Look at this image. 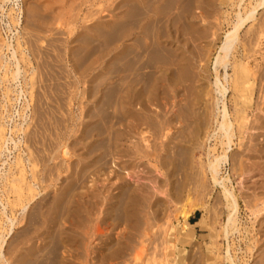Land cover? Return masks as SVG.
Instances as JSON below:
<instances>
[{"label": "rangeland", "instance_id": "1", "mask_svg": "<svg viewBox=\"0 0 264 264\" xmlns=\"http://www.w3.org/2000/svg\"><path fill=\"white\" fill-rule=\"evenodd\" d=\"M192 1L194 3L192 13H188L189 19L183 31H180L179 38L188 56H190L188 51L194 52L191 48L199 49L200 46L205 47L208 44L213 46L207 52L209 54L202 58L203 60L198 57L196 58L200 61L194 60L196 65L202 63L200 66L204 68L201 74L205 79L198 84L204 87L206 83L205 89L210 92L211 83L214 81V74L210 70L215 58V48L220 46L221 40H224L225 34L231 29L237 7L231 0ZM124 2L123 8H116L117 0H17L18 7L23 12L17 27H14L15 23L11 21V18L18 11H10L11 3L4 5L6 15L10 14L5 21L11 22L13 31L4 34L0 30L2 33L0 38L4 41L10 40L16 49L24 52L29 61V63L21 64L23 77L21 81L26 95L21 105L16 107L19 114L16 113L13 121L10 122L12 126L22 125L25 131L24 133L13 132L12 137L17 141L20 138L21 144L19 149H12L10 157H16L24 152L32 161L33 172L40 174V188L34 194L24 190L23 196L20 197V187H23L20 183L10 184L8 189L4 190L5 192L0 193V198L8 204V216L14 217V225L10 229L9 225L2 229L5 238L3 252L7 263L161 264L167 256L171 264H226L219 257L223 256L229 244L230 253L236 264H264V211L262 212L264 210V159L260 160L257 154V157L254 154V158H249L250 154V157H253V153L247 148L257 142L248 143L247 134L242 137L239 132H236L237 123L233 120L236 136L230 152L231 165L227 164L223 167L221 175L231 180L227 185L232 188L236 196L238 212L235 215V228L232 231L229 230L228 236L225 237L222 230L227 222L229 210L222 197L221 189L212 184L211 176L206 168V157H208L206 152L209 144L203 151L190 150L189 153V151L180 150L185 142L192 139L191 132L194 130L192 129L194 125L184 119L183 122H177L179 127L177 123H174L176 126L174 124L167 126L166 122L169 121L167 110L170 108L168 105L166 109L167 104L164 100L161 102V99L159 100L161 103H158L161 108L166 109L163 110L164 113L162 109L159 110L156 102L153 106L148 105L149 109H152L151 106L155 107L153 110L158 111L159 115L163 114L162 118L151 110L147 114L151 117L148 116L149 118L143 119L141 124H136L137 84L133 80L137 79V63L135 62L137 60V0ZM170 2L172 3H168L170 6L168 10L164 8L165 13L162 11L160 14L165 18L169 17V30L174 34L175 25H173L174 29H171L174 24L173 17L186 10L189 0H170ZM245 6H248L247 0ZM245 6L242 5L238 11L242 12ZM33 11H36V14ZM185 14L187 15V12ZM115 15H119L121 20L124 19L121 22L123 25L125 23V27L122 26L120 34L114 33L112 29ZM164 16L161 17L165 19ZM199 16H203L204 20L201 21ZM263 17L264 8L255 13L254 23L247 24L241 30L237 51L233 50L229 58L227 73L230 93L227 104L232 119H234L232 112L235 107L233 90L235 76L243 69L249 70L247 72L249 75L254 72L261 74L263 71L264 73V60L262 62L260 59L261 57L264 59V34L261 35L260 40L248 43V46L245 43L255 29V23L264 21ZM263 21L261 23H264ZM90 26L92 28H89ZM101 26L103 29L99 28ZM96 31L98 34H95ZM106 31L108 32L105 34ZM98 35L102 37L98 38ZM88 39L89 43H87ZM102 40L106 42L101 43ZM91 43L94 45L98 43L99 46L102 44L103 48ZM244 48L247 49V53L243 51ZM90 49L92 52L94 49L96 51L92 53ZM97 49L100 51L97 52ZM88 52L92 55L89 58ZM244 53L249 55L247 61L242 59ZM85 55L88 56L85 57ZM252 56L256 57L252 58ZM206 57H209L208 60ZM252 59H255L256 66ZM124 62L128 63H126L127 66ZM113 63L117 65H112ZM130 63L134 64L131 68H136L135 70L128 66ZM121 64L129 70L126 68L120 70ZM111 67L115 71H111ZM116 69L119 71L116 72ZM131 75H134L136 79ZM262 77L254 82L252 94L249 92L246 95L250 98L242 104L248 114L249 122H255L256 116L254 120L253 118L256 113L257 117H264V102L263 106L260 104L264 100L262 99L264 98V77L263 79ZM129 79L132 82H129ZM260 79L263 80L262 88L259 87ZM4 80L5 78H0V114L4 112L5 115L4 105L8 107L9 103H6L3 96L4 89L8 85L7 82H3ZM23 80L27 82V85ZM112 80L114 82L122 80V82L112 83ZM111 83L112 85L122 83L123 87L112 86ZM93 90H97V93ZM107 92L111 96V102L105 99L101 104V99L109 98L105 96L108 95ZM116 92L120 94L116 95ZM112 95L113 97L116 95L117 100ZM210 96L206 97V101L207 105H211H208L211 109L213 100ZM114 102L117 104H113ZM25 103L28 105L26 110L23 109ZM119 114L121 115L118 116ZM106 115L109 120L106 119ZM102 118L108 120L107 123ZM209 119L210 125L211 118ZM146 120L149 121L146 122ZM185 122L188 124L185 125ZM173 125L179 129V133L178 129L175 131L174 127L170 128ZM252 125L256 126L257 123ZM180 127L183 132L180 131ZM141 128L145 132L146 142L139 135ZM169 128L171 132L167 131ZM172 130L177 132L179 140L176 138L178 135H172ZM210 130L211 125L208 131ZM253 130L247 133L254 136L257 132L258 135L264 133V128L263 131ZM171 136L175 139L173 142L176 145L171 142ZM261 138L263 137L260 136L258 140H263ZM188 143L185 145L187 149L190 147ZM162 144L167 145L168 148ZM212 144L213 142L211 146ZM176 146L177 148L180 146L178 150L182 153L177 151ZM138 147H141L140 150ZM164 149H166L165 152L168 151L167 157ZM137 151L142 152L140 153L142 155H139ZM242 151H244L243 154ZM147 152L153 153L152 156L151 154L148 156ZM248 152L250 154L247 156ZM175 154H178L176 159ZM183 154L187 157L184 158ZM244 154L248 157L247 159L244 158ZM140 158H142L141 161ZM180 158L190 159L189 162L186 160L189 165L182 160L185 164H177V162L176 165L180 166L174 167L173 164L178 159L179 163L182 162ZM240 159L245 161L246 165ZM166 160H169L170 165ZM164 162L166 165L163 164ZM240 162L250 168L240 166ZM253 165L257 168L253 169ZM244 168L249 170L246 169L245 177H241L239 171L245 172ZM259 168H263V171H256ZM251 170L258 177H255L256 182L254 174H248ZM258 173L263 176H257ZM251 176H253L252 179ZM241 178L244 181H241ZM139 182L142 184L140 185ZM179 183L185 185L183 192L178 191ZM176 191L180 192L179 196ZM37 192L40 194L34 198ZM30 200L32 201L29 208L22 213L21 203ZM260 205H263V208ZM43 231L45 235L42 234ZM53 242H55L54 245Z\"/></svg>", "mask_w": 264, "mask_h": 264}, {"label": "bare ground", "instance_id": "2", "mask_svg": "<svg viewBox=\"0 0 264 264\" xmlns=\"http://www.w3.org/2000/svg\"><path fill=\"white\" fill-rule=\"evenodd\" d=\"M124 1L125 0H117L116 8H120V7L123 8L122 4H123ZM231 1L235 5V7H237V12L234 13L235 17H234V20H232V22H231V29L225 34L224 40L223 41L221 40L220 46L215 48V53H214L215 54V58H214V61H213V64H212V69L210 70L214 74V79H213L214 81L211 83V90H210L211 96H210V92L206 91V89H205L207 87V86L205 87V84H206L205 82H204L205 83L204 87H203L202 84H200V85L198 84L199 82H202L205 79L204 76H202V74H201L204 71V68L200 66L202 63L200 65L199 64L196 65L195 62L197 61L196 59H198V58L199 59L205 58L207 52H209V50L211 48H213V46L211 47V45L209 46V44L206 45L205 47L203 46L204 48L200 46L199 49L197 47L198 50L194 49L195 47L193 46L194 48L193 49L191 48V50H194V52H196V54H198V55H196L193 51H188V53L190 55V56H188L187 53L182 48L184 45L182 44V42H181V40L179 38V36L181 35L180 33L184 29V25H186L187 19H189L188 18L189 17L188 13L189 14L192 13L191 12V9L193 8L192 4H194V3H192L193 2L192 0L191 1L189 0V2L187 3L185 11L180 12V13H178L177 15H175L173 17L174 18V20H173L174 24H172L171 29H174L173 25H175V33L174 34H173V32H171L169 30V24H168L170 22L169 17L165 18L164 15L160 14V13H162V11L163 12L165 11L164 8H167V10H168V7H170L169 4L172 3V2H170V0H137V52H136L137 53V56H136L137 60L135 61L137 63V69L136 68H131V66L133 67L134 64L131 65V63H130V65H128L131 69H133V70L136 69L137 70V73L134 71V73H136V75H137L136 76L137 79L133 75L134 79L137 80V81L133 80L134 83L137 84V113H135L136 111L134 112L136 114V116H137V118L135 117L136 120H137L136 124H141V122H143V119H147L146 117H148L150 115L149 114L147 116V114L151 110H153V108H155V107H152L154 102H156L159 105L161 102H163L162 100H164V103L167 104L165 106V108L168 109L167 108L168 105H169V108H170L169 110H167V112L169 111V118L165 117L166 119L167 118L169 119V121H168L169 123L166 122L167 121L166 119H165L166 121L164 120L168 124L167 126H169L170 124L172 125V124L177 123V122L180 123L184 119H185L186 122H189L191 125H194V128L192 126V129H194V130L191 132V136L193 135L192 139H190L191 137L190 138L187 137L188 139H190L188 141L190 144L188 142H185V140L183 141V143L185 142V145H186V143H188V146L190 145V147H188L189 150L186 148L185 145L181 146V147L179 146L181 148L180 150H183V151L185 150L186 152L189 151V153H190V150H192L193 152L196 151V150L197 151H203L205 149V146L207 144H209L208 151L206 152V154L208 156V157H206L207 158L206 159L207 160L206 168H207L208 173L211 176L212 184L214 186L219 187L221 189L222 197L225 200L226 207L229 210L228 217H227V222L224 225L223 230H222L225 237L228 236L229 230L232 231L235 228V223H236L235 215L238 212V202H237L236 196L234 195L232 188L228 187V185H227L228 182H231V180H230V178H228L226 176L224 177V176L221 175L222 168L225 167L227 164L228 165L230 164V152L232 151L233 140H234V137L236 136L235 135V131H234V122H233V120L236 121V123H237L238 130L236 132H239V134L242 135V137H244L243 136L244 134H247L246 138H248V140H249V142L247 141L248 143H250V141L251 142H257L255 144H252L251 147H249V146L247 147L248 151L253 153L252 154L253 157H250L251 154L249 152L246 155L248 156V154H250V156H248V157L249 158H254L255 155L257 154L258 158H261L260 160L264 159V147H263L264 146V135H263L264 133L263 134L261 133L262 135H260V133H259V135H258V132H257L255 134V136L252 135V134H248L247 133L248 131L253 130V129H257V130L259 129L260 131L261 130L263 131V128H264V122H263L264 117H262V118H261V116L257 117L258 114L256 113L257 115L256 114L254 115L253 120L255 119V116H256L255 122L257 123V125L253 126L252 124L255 125L256 123L255 122H249L248 114L246 112V109H244L243 105H242L244 101H246L247 99L250 98V96H246V95L249 92H250V94H252L254 82L256 80H259L258 79L259 77L260 78L262 77V74H264L263 71H262L261 74H259V72H257L258 74L254 72L253 74L249 75L247 73V72H249V70L243 69L242 72H239L235 76V79L233 80V90H234V93H235L234 94L235 95L234 96L235 97V101H234L235 107H234V111L232 112L234 119H232V116H231V114L229 112V107H228V104H227V97H228V95L230 93L229 77H228V73H227L230 55L233 53V50H234V52L237 51V44L239 43V36H240L241 30L243 28H245L247 24L254 23L256 21L255 13L259 9H263L264 8V0H247L248 1V6H245L246 0H231ZM195 2H198V0H195ZM1 3H2V5H1ZM1 3H0V5H1L0 6V30L4 34H7V32H12L13 29L11 27V22H9L7 20L5 21V19L8 18L10 14L6 15V13L4 11V8H5L4 5H6L8 3H11L12 6L10 8V11H13V10H17L18 11L15 14V16H13L11 18L12 19L11 21L15 23L14 27H17L20 24V19H21L20 16H21V14H23V12L18 7L17 0H1ZM126 3H128V2H126ZM127 5H129V4H127ZM242 5L245 6L243 11H242L243 13L241 12V10L238 11V8L240 9ZM33 12H32V14H33ZM35 12H34V14H36ZM186 12H187V15L185 14ZM216 15H218V14H216ZM161 16H164L165 19H163V17H161ZM36 17H38V16H36ZM36 17H34V18H36ZM100 18H101V16H100ZM198 18L201 21L204 20L203 16H199ZM122 20H124V19H122ZM122 20L120 19L119 15H115V21L113 22V27L114 28L112 27V29H114L115 32L111 29L114 33L117 34V32H118V34H120V32H119L120 29H122V26L125 25L124 22H123L124 25L122 24V22H121ZM260 20H262V19H260ZM260 20H258V21H260ZM262 21H260V23L256 22L257 24L255 23V25H254L255 29L252 27L254 30L252 29L253 30L251 32L252 34H250V36L245 41L247 46H248V43H252L253 41L258 40L261 37V35L264 34V23H261ZM101 25H103V24H101ZM98 26H100V25H98ZM89 28H92V27L90 26ZM99 28H102V26L99 27ZM98 30H100V29H98ZM108 30H109V28H108ZM54 31H51V32H54ZM88 31H90V30H88ZM107 32L108 31H106L105 34ZM113 32H112V34H113ZM100 33L102 35L104 34L102 32H100ZM110 33H111V31H110ZM122 33H123V31H122ZM0 34H2V33H0ZM52 34H54V33H52ZM95 34H98L97 31H96ZM102 35L100 37H102ZM100 37L98 35V38H100ZM90 40H92V38H90ZM103 41L104 40H102L101 43ZM104 42H106V40ZM87 43H89V39H88ZM97 44H95V45L92 44V45L96 46ZM104 45H106V43H104ZM243 46L244 45H242V47ZM98 47L99 48L100 47L103 48V45L101 44V46H99V44H98ZM104 48H106V47L104 46ZM95 49H94L93 52L96 51ZM5 51H7V53ZM99 51L100 50L97 49V52H99ZM101 51H103V50H101ZM243 51L246 52L247 49L244 48ZM91 52H92V50H91ZM91 52H88V53H90V55L89 56L85 55V57L88 56V58H89L90 56H92ZM123 54H125V53H123ZM130 54H132V53H130ZM127 56L130 57L131 55H127ZM127 56H125V58H127ZM133 56H135V54L132 55V58H133ZM196 57H198V58H196ZM254 57H256V56H254ZM254 57L252 56V58H254ZM122 58H123V56H122ZM122 58L120 59L121 61H122ZM208 58H207V60H208ZM262 58L263 57H261L260 59L263 62L264 59H262ZM128 59H126V60H128ZM242 59L247 61L249 59V55L245 54V53L242 54ZM96 60H98V59H96ZM194 60H195V62H194ZM204 60L206 61V59H204ZM252 60L254 61V63L256 62L255 59H252ZM100 61H101V59H100ZM113 61H115V60H113ZM132 61L134 62V60H132ZM132 61H130V62H132ZM199 61L197 63H199ZM23 62H28L29 63V61H28L26 55L24 54V52L22 50L19 51L18 49H16L12 45V43H10V40L9 41H4V40H1V38H0V78H2V79L5 78V80L3 82H7L8 83V85L4 89L3 96L6 99V103H9L8 107L4 105V109L6 111L5 115L3 114L4 112H2V114H0V193L5 192L4 190L8 189V186L10 184L20 183L23 186V187H20V192L22 191V193L19 192L20 197L23 196V191L24 190L27 191L28 193L30 192V193L34 194L36 191H39V188H40V185H39L40 174L37 175L38 173L36 174L35 170H34L35 173L33 172V170H32L33 169V165H32L31 159L29 157H27L24 154V152H21V154L16 156V157H12V158L10 157L12 149H19V145L21 144V139L20 138L17 141V140H15L12 137L13 132L24 133V131H25L24 128L22 127V125H14V126H12L10 124V122L13 121V117L15 116V114L16 113L19 114V110L17 111L16 107H18V105H21V101L26 95L25 94L26 92L23 89V85H22V81H21V78H23L22 77V66H21V64ZM118 62L119 61H117V63ZM127 62H124V63L126 64ZM118 64L120 65V63H118ZM127 64H126V66H127ZM203 64H205V63L203 62ZM112 65H115V63H113ZM124 65L121 64L120 67L124 68ZM109 66H111V65L109 64ZM126 66H125V68L127 70L128 67H126ZM255 66H256V63H255ZM260 67L261 66H259V68ZM111 68H112L111 71H115V69L113 67H111ZM121 68H120V70H125V68L124 69H121ZM117 70L119 71V69H116V72H117ZM255 71H256V69H255ZM258 71H259V69H258ZM132 72H130V73L132 74ZM257 75H259V77ZM263 77H264V75H263ZM263 77H262V79H263ZM131 79H133V78H131ZM129 80H127V81H129ZM23 81H24V84L27 85V82L25 80H23ZM118 81H115V82H118ZM262 81L263 80H261V82H260L261 83V86H259L260 88L263 87L262 86V83H263ZM111 82L115 83L113 80ZM119 82H122V80L119 81ZM129 82H132V81L130 80ZM129 82H125V83L127 84ZM112 83H111V85H112ZM120 84L121 85H118V84H114V85L115 86H117V85L118 86H122V83H120ZM126 84H124V86ZM196 84H198V85H196ZM114 85H112V86H114ZM98 86H101V85H98ZM133 88H134V86H133ZM108 90L106 89V91H108ZM113 90L115 91V89H112V91ZM96 91H94V93H97ZM102 91H104V89ZM119 91H121V89ZM260 91H262V90H260ZM109 92H110V90H109ZM116 93H117L116 95L120 94L118 92H116ZM107 94L108 95H105V96H109L108 92H107ZM111 94H112V92L110 93V95ZM116 95H115V97H113V95H112V97L115 100H117ZM207 96H210L211 99L213 100V104H212V108H211L212 110L208 106L210 104L207 105V101H206V97ZM110 98H111V96H109V98L105 97L103 100L101 99V101H100L101 104H102V102L105 99H106L107 102H108V100L110 101ZM262 99H264V98H262ZM24 102H26V100ZM158 102H160V103H158ZM263 102H264V100H262V102L260 104H262ZM164 103H162V105H164ZM113 104L116 105L117 103L114 102ZM148 104H150V105L152 104V106H151L152 109H149L150 106ZM263 104H262V106H263ZM104 105H108V104H104ZM158 105H157V108H158ZM27 106L28 105L25 103L23 109L26 110ZM196 106H198V107L196 108ZM160 109H162V111L164 110V108H161L160 105H159V110ZM258 109H259V107H258ZM259 110L261 112V109H259ZM164 111H163V113H164ZM167 112H165V113H167ZM153 113H155V114L158 113L157 116L163 115V114L159 115V112L155 111V110H153ZM117 114H118V112H117ZM120 115L121 114H119L118 116H120ZM24 117L26 118V116H24ZM149 117H151V116H149ZM107 118H108V116L106 117V119ZM116 118L118 119L119 117H116ZM159 118H162V116L159 117ZM209 118H211V121H210L211 130L210 131H208L209 126H210L209 125V120H210ZM102 119H104V118H102ZM108 120H109V118H108ZM108 120H105L106 123H107ZM150 120H151V118H150ZM118 121H120V120H118ZM147 121H149V120H146V122ZM153 121H151V122L153 123ZM144 122H145V120H144ZM186 122H185V125L188 124ZM102 123H104V122H102ZM154 125H156V124H154ZM165 125L166 124H164V126ZM174 125L171 126L170 128L174 127ZM185 125H184V127H185ZM156 126H158V125H156ZM177 126L179 127V124ZM180 126L183 127V125H181V124H180ZM140 127H142V125ZM153 127L155 128V126H153ZM153 127H151V128H153ZM166 128H164V129L166 130ZM170 128L167 131H170ZM144 129H147V128H144ZM148 129H149V127H148ZM173 129H175V131H176L178 128L176 129L174 127ZM137 131H139V130H137ZM151 131H153V130H151ZM178 131H179V129L177 130V132ZM180 131H181V127H180ZM172 132H173V130H172ZM174 132H173L172 135H174V136L176 135L177 136L178 135L177 132H175L176 134ZM181 132H183V131H181ZM250 133H251V131H250ZM144 134H145V132L142 131V128H141L139 135L142 136V140L144 142H146L147 138L144 137ZM165 136L168 137L169 135L168 136L165 135ZM181 136H183V135H181ZM260 136L263 137V138H261V139H263L261 141H259L260 139L258 140V138ZM171 137H172L171 142L175 141V139H173V136H171ZM178 137H179V135L176 137L179 140ZM242 137H240V139H244ZM165 138H164V140H165ZM180 138L183 139L185 137H180ZM187 138H186V140H187ZM138 139H137V144H138ZM166 139H168V138H166ZM258 141H259V143H258ZM164 142H162V143L165 144L166 142L165 143ZM180 142L182 143V141H180ZM211 142H213L212 146H211ZM176 143H177V141H176ZM162 145H161V147L164 146V145L163 146ZM173 145H176V144L174 143ZM245 145L246 144H244V146ZM261 145H262V147H261ZM141 147H138V149L141 148ZM164 147H167V145H165ZM179 147L177 148V146H176V149H177V151L179 153H182V152H180L178 150ZM219 149L221 150L220 152H219ZM165 151H166V149H164V152ZM245 151H247V149ZM144 152H146V151H144ZM152 152H156V151H152ZM161 152H163V151H161ZM167 152H165L166 153V157L168 155ZM171 152H176V151L172 150ZM243 152L244 151H242V154H243ZM138 153H139V155H142V154H140L142 152L139 151ZM107 154H108V152H107ZM146 154H148V152ZM146 154L144 153V156ZM149 154H151V152ZM149 154H148V156H149ZM152 154L150 156H152ZM162 154H164V153H162ZM171 154H173V153H171ZM177 155H176V157L171 155V157H174L176 159ZM184 155L185 154H183V157H184ZM195 155H197V154H195ZM246 155L244 154V158L245 159L248 158V157H246ZM257 155H256V157H257ZM166 157H165V159H168V158L171 159V157H169V156H168V158H166ZM185 157H187V155ZM103 158H105V157H103ZM141 159L142 158H140V161H141ZM143 159H144V157H143ZM137 160L139 161V159H137ZM172 160H173V158H172ZM180 160L182 161L184 159L180 158ZM186 160H187V158L184 161H186ZM189 160L190 159H188L187 161L189 162ZM241 161H243V160H241ZM166 162L168 164L169 160H166ZM166 162H164L163 164H165ZM188 162H187V164L189 165ZM243 162H244V165H246L245 161H243ZM176 163L177 164H182V165L185 164V163H183V161L181 163H179V159H178L173 164L174 167L175 166L176 167L180 166V165H176ZM240 164H241V162H240ZM165 165H163V166H165ZM168 165H170V164H168ZM242 165L243 164H241L240 166H242ZM254 165H253V169H256L257 167L254 168ZM256 165H257V163H256ZM167 166H165V167H167ZM244 167H248V166H244ZM248 168H250V167H248ZM248 168H246V169H248ZM260 168H259V170L257 169L256 171L259 172V171H261L263 169V168L262 169H260ZM246 169H245V172H244V170L243 171L241 170V172L239 171V174H240L241 177H245L244 175L246 174ZM139 171H142V169L141 170L139 169ZM139 171H137V172L139 173ZM173 173H175V171H173ZM173 173H172V175H173ZM251 173L254 174V181L256 182V179H255L256 173H254L251 170V172L249 171L248 174L251 175ZM139 174H141V172ZM172 175H170V176H172ZM259 175L260 174L258 173L257 176H259ZM260 176H263V175H260ZM252 177L253 176H251V179H252ZM183 178H185V177H183ZM256 178H258V177H256ZM180 179L182 180V178H180ZM246 179H248V178H246ZM137 180H138V178H137ZM139 180H142V179H139ZM240 180L244 181V179L242 180V178ZM250 181H252V180H250ZM254 181H252V182H254ZM261 181H262V179H261ZM263 181H262V183H263ZM179 182H182V181H179ZM257 182H259V181H257ZM140 183L141 182H139V184ZM255 184H257V183H255ZM180 185L178 186V187H180L178 189V191H182L183 192L185 190V185L184 184H180ZM140 187H138V188H140ZM142 190L145 191L144 189H142ZM178 191H176V192L178 193ZM177 193H175V194L177 195ZM39 194L40 193L37 192L34 195V198H35L36 195L39 196ZM179 195H180V192L178 193V196ZM28 197H27V199H28ZM110 197H108V198H110ZM32 200H33V198H32ZM32 200L21 203L20 210H21L22 213H24L29 208V205H30ZM16 202H17V200H16ZM260 206L262 207L263 205H260ZM259 207H257V208L259 209ZM261 207H260V209H261ZM7 208H8L7 202H4L3 199L0 198V220L2 221L0 223L1 224V227H0V230H1L0 231V264H8L7 260L5 259L4 252H3L4 251L3 250V243L5 242V238H4L2 229H3V227H6V225L10 226L9 229L14 225V219H13L14 217L11 218V217L8 216ZM257 208H256V210H257ZM259 210H258V212H259ZM252 211H254V210H252ZM263 211L264 210H262V212ZM119 218L121 219V217H119ZM43 233H44V231L42 232V234ZM44 235H45V233H44ZM42 237L44 238V236H42ZM50 238H54V237H50ZM52 241H53V239H52ZM54 243L55 242H53V245H54ZM219 258H221V260L224 263H226V264H236L235 260L233 259L232 255L230 253L229 244H227V248H226V251L224 252L223 256H221ZM162 262L163 263H161V264H171L168 261L167 256L164 258V260Z\"/></svg>", "mask_w": 264, "mask_h": 264}]
</instances>
